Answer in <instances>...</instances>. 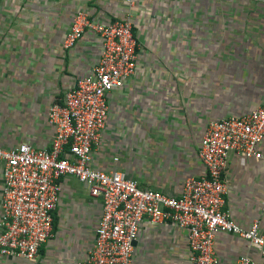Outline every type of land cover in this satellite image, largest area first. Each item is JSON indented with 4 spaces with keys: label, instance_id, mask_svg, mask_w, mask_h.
Returning a JSON list of instances; mask_svg holds the SVG:
<instances>
[{
    "label": "crops",
    "instance_id": "0c3cea01",
    "mask_svg": "<svg viewBox=\"0 0 264 264\" xmlns=\"http://www.w3.org/2000/svg\"><path fill=\"white\" fill-rule=\"evenodd\" d=\"M79 10L98 23L129 16L137 41L135 72L107 94L91 166L179 195L185 179L205 174L198 150L207 125L264 101V0H0L2 148L49 147V106L98 62L102 41L91 30L63 46ZM259 149L258 159L229 155L224 208L242 227L258 221L264 234V140ZM59 182L52 235L39 257L0 255V264H76L88 255L102 201L72 175ZM1 195L0 163V220ZM214 252L219 264L241 255L263 260L230 233L215 235ZM131 264H189L186 230L143 219Z\"/></svg>",
    "mask_w": 264,
    "mask_h": 264
},
{
    "label": "built area",
    "instance_id": "2783aa9c",
    "mask_svg": "<svg viewBox=\"0 0 264 264\" xmlns=\"http://www.w3.org/2000/svg\"><path fill=\"white\" fill-rule=\"evenodd\" d=\"M87 29L101 38L100 57L61 101L49 106L47 118L54 131L49 147L0 146V255L30 261L39 257L40 247L52 235L59 179L72 175L86 185L90 196L102 201L93 244L76 264H131L133 242L143 219L153 224L172 222L186 230L189 264H219L214 252L218 233L241 237L263 257L257 261L241 255L237 264H264L259 222L242 227L224 208L229 155L255 159L262 155L264 101L247 114L207 125L198 150L205 174L185 179L177 196L143 188L117 169H95L91 155L107 122V94L122 87L135 72L137 41L129 16L98 23L79 10L72 16L63 46H72Z\"/></svg>",
    "mask_w": 264,
    "mask_h": 264
},
{
    "label": "water",
    "instance_id": "95a60500",
    "mask_svg": "<svg viewBox=\"0 0 264 264\" xmlns=\"http://www.w3.org/2000/svg\"><path fill=\"white\" fill-rule=\"evenodd\" d=\"M135 243V241L133 242V244Z\"/></svg>",
    "mask_w": 264,
    "mask_h": 264
}]
</instances>
